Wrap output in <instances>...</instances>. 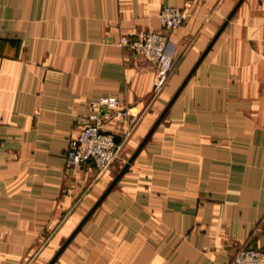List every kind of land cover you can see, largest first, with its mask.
Wrapping results in <instances>:
<instances>
[{
  "label": "crops",
  "instance_id": "1",
  "mask_svg": "<svg viewBox=\"0 0 264 264\" xmlns=\"http://www.w3.org/2000/svg\"><path fill=\"white\" fill-rule=\"evenodd\" d=\"M164 6L189 17L154 93L117 41ZM85 122L121 143L99 177L67 164ZM241 247L264 248V0H0V264H230Z\"/></svg>",
  "mask_w": 264,
  "mask_h": 264
},
{
  "label": "built area",
  "instance_id": "2",
  "mask_svg": "<svg viewBox=\"0 0 264 264\" xmlns=\"http://www.w3.org/2000/svg\"><path fill=\"white\" fill-rule=\"evenodd\" d=\"M158 17V30L124 33L117 41V46L129 51L132 58H140L154 66V93L164 87L174 68V61L168 54L169 32L179 28L189 17V13L179 7L164 6ZM99 103L117 110V116L131 117L133 122L136 120L137 113L122 108L117 97L102 98ZM120 152L121 143L116 141L112 133L104 131L97 122H85L69 138L66 160L74 171L80 170L85 164H92L96 177H99L112 167ZM230 264H264V248L241 247Z\"/></svg>",
  "mask_w": 264,
  "mask_h": 264
},
{
  "label": "water",
  "instance_id": "3",
  "mask_svg": "<svg viewBox=\"0 0 264 264\" xmlns=\"http://www.w3.org/2000/svg\"><path fill=\"white\" fill-rule=\"evenodd\" d=\"M52 263H53V261L50 262V264H52Z\"/></svg>",
  "mask_w": 264,
  "mask_h": 264
}]
</instances>
